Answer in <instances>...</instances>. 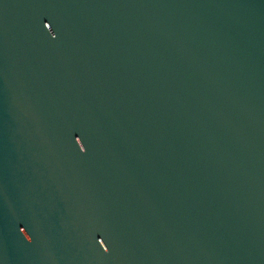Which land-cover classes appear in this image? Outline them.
<instances>
[{
  "label": "water",
  "instance_id": "obj_1",
  "mask_svg": "<svg viewBox=\"0 0 264 264\" xmlns=\"http://www.w3.org/2000/svg\"><path fill=\"white\" fill-rule=\"evenodd\" d=\"M0 264H264V0H0Z\"/></svg>",
  "mask_w": 264,
  "mask_h": 264
}]
</instances>
